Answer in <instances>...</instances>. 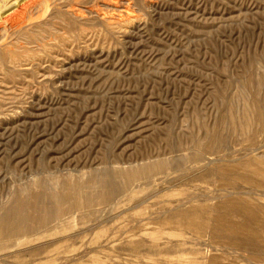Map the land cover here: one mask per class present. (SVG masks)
<instances>
[{"label": "rangeland", "instance_id": "rangeland-1", "mask_svg": "<svg viewBox=\"0 0 264 264\" xmlns=\"http://www.w3.org/2000/svg\"><path fill=\"white\" fill-rule=\"evenodd\" d=\"M31 1L0 0V212L19 200L51 214L70 183L116 191L0 264L251 262L223 232L165 220L232 200L264 208V177L216 172L264 163V132L237 129L257 126L253 101L264 110V0H48L19 30L2 22ZM216 133L218 149L200 146ZM160 161L127 186L116 177Z\"/></svg>", "mask_w": 264, "mask_h": 264}, {"label": "bare ground", "instance_id": "bare-ground-1", "mask_svg": "<svg viewBox=\"0 0 264 264\" xmlns=\"http://www.w3.org/2000/svg\"><path fill=\"white\" fill-rule=\"evenodd\" d=\"M46 2H48V0H32L27 4H23L11 14L5 16L2 19V22L10 25L9 28L11 30H19L21 26H24L27 23L26 19H32L31 12L33 10H40L42 5ZM253 103L252 107L255 112L254 123L257 124V126H255V128L252 127L251 121H249L247 117H243V119L237 123V129L242 132L246 139L248 138L249 140L254 138V141L255 138L264 132V110L259 102L253 101ZM221 139L222 137L218 133L213 136L206 135L203 140L204 142L201 143L200 146L211 152L216 148L218 149V147L223 144ZM248 156H250V154H248ZM166 164V162L160 161L149 167L143 166L135 170L123 173L119 172L116 177L120 178L123 184L127 186L135 180L147 178L153 172H161L166 167ZM247 170H251L255 174L264 177V163L258 161L257 157H248L246 161L240 162V164L236 166V170L222 168L216 172L226 183H228L232 180L231 178H234L232 176H235L236 178L240 176V178H242ZM257 179L258 177L256 180ZM93 185V190L90 188V191L87 193L85 192V189L87 188L85 185L79 183H70L66 185L64 189L66 192L59 201H56V208L51 214L49 212V214L47 212V214H44L38 208L29 207L30 201L24 202L19 200L15 203L14 207L6 209L5 212H0V251L17 247L34 236L53 230L49 225L53 221H61L62 217L65 215H71L74 212L84 211L95 205L107 203L116 191V184L113 182H100ZM240 201H226L218 207H215L214 209L212 208V210L210 209L211 211L207 210L201 213L194 210H190L186 213H180L177 210H173L166 218L165 223L182 225L196 234L209 229L215 237L219 235L218 233L223 232L225 235L224 239L229 247L235 248V252L237 250H241L244 253L249 252V257L251 256V262L248 261L249 264H260L264 262V208H252L250 206L251 204ZM48 210L50 211V209ZM30 212L31 214H28ZM233 214H239L240 217H242V222L234 223L232 220L228 222L229 218L227 219L226 216L229 217V215ZM204 258L202 255L198 254L194 260L183 261L182 264H207L204 263ZM220 260L221 259H219V261ZM2 262H6V260Z\"/></svg>", "mask_w": 264, "mask_h": 264}]
</instances>
